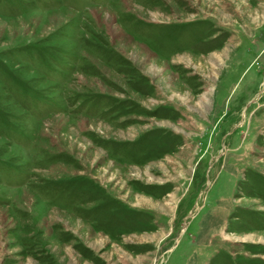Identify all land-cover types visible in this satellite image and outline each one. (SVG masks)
Returning <instances> with one entry per match:
<instances>
[{"label":"rangeland","instance_id":"374dc122","mask_svg":"<svg viewBox=\"0 0 264 264\" xmlns=\"http://www.w3.org/2000/svg\"><path fill=\"white\" fill-rule=\"evenodd\" d=\"M0 264H264V0H0Z\"/></svg>","mask_w":264,"mask_h":264}]
</instances>
